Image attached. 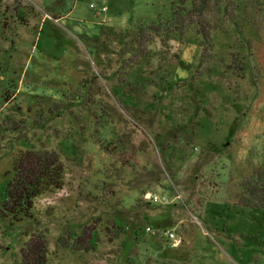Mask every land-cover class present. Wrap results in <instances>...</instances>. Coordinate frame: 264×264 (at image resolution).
I'll list each match as a JSON object with an SVG mask.
<instances>
[{"label": "rangeland", "instance_id": "374dc122", "mask_svg": "<svg viewBox=\"0 0 264 264\" xmlns=\"http://www.w3.org/2000/svg\"><path fill=\"white\" fill-rule=\"evenodd\" d=\"M171 6L0 0V198L32 148L59 155L65 183L35 200L33 219L0 218V264H22L29 229L47 232L51 264H264V209L237 198L264 166V0L249 13L250 49L226 23L214 48L195 29L156 35L149 60L125 68L129 34L170 18ZM95 76L96 100L125 118L109 128L130 135L125 151L95 140L80 88ZM84 229L99 234L95 251L61 245Z\"/></svg>", "mask_w": 264, "mask_h": 264}, {"label": "trees", "instance_id": "16d2710c", "mask_svg": "<svg viewBox=\"0 0 264 264\" xmlns=\"http://www.w3.org/2000/svg\"><path fill=\"white\" fill-rule=\"evenodd\" d=\"M260 3L261 0H172L170 18H160L129 34L131 38L121 52L123 57H130L124 62V67L128 70L133 69L149 60L151 52L148 46L156 35H164L165 40H168L172 34L182 38L189 30L195 29L202 38V47L214 48V31L222 30L226 23H230L241 38L247 39L246 28L251 24L249 13L255 8V4ZM247 44V48L250 49L251 44L248 39ZM204 57H206L205 53ZM128 75L125 76L127 80ZM121 81L123 84L126 83ZM90 85H93V88L91 87L93 91L89 90ZM95 86H97L96 76L91 77L90 80L85 78L80 83L81 90L87 91L88 105L93 108L94 117H97L94 125L95 140L99 141L102 149L108 153L125 151L131 143L130 135L116 136L109 130L113 124L120 123L121 119L125 118L115 106L101 104L96 100L99 93ZM78 97L72 98L71 94L66 96L72 103L79 101ZM64 106L57 104L51 112L62 113ZM13 123L12 127L15 130L18 127L15 122ZM107 135L111 139H106ZM243 182V190L237 196L238 203L245 207L264 209V166L254 172L250 181ZM64 184V166L56 152L34 148L22 152L14 160V177L1 195L0 218L9 220L13 224L33 219L35 200L46 193L62 189ZM118 230H122L121 225ZM28 232L26 231L25 235L30 239L21 252L22 264H51L47 232L32 229ZM60 242L66 249L88 253L97 249L100 238L95 229L90 232L84 229L80 234L69 230L61 236Z\"/></svg>", "mask_w": 264, "mask_h": 264}, {"label": "built area", "instance_id": "2783aa9c", "mask_svg": "<svg viewBox=\"0 0 264 264\" xmlns=\"http://www.w3.org/2000/svg\"><path fill=\"white\" fill-rule=\"evenodd\" d=\"M103 11H105V9H103ZM99 13H101V12H99ZM149 199H152L154 202H157L158 201V196L149 194ZM170 236H171V238H175L176 237L174 234H171ZM177 242L179 244L181 242V240H178Z\"/></svg>", "mask_w": 264, "mask_h": 264}]
</instances>
